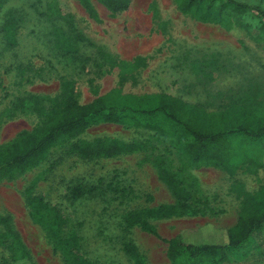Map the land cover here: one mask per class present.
Returning <instances> with one entry per match:
<instances>
[{
  "label": "trees",
  "instance_id": "1",
  "mask_svg": "<svg viewBox=\"0 0 264 264\" xmlns=\"http://www.w3.org/2000/svg\"><path fill=\"white\" fill-rule=\"evenodd\" d=\"M8 1L0 0V61L6 54L10 58L16 56L17 31L24 20L21 7L3 9ZM75 1L89 17L95 16L90 0ZM95 1L109 13L123 11L129 5V0ZM172 2L181 14L202 23H214L226 30L254 29L257 42L264 43V21L246 22L249 21L246 14L255 13L264 19V12L257 7L237 0ZM34 3L33 10L47 24V32L61 55L80 69L88 65L97 75L114 67L117 79L115 86L84 103L77 100L74 81L65 78L60 79L54 96L26 93L14 98L4 116L20 108H30L39 121L0 145V181L37 166L54 147H63L67 154L85 159L142 153L172 201L133 207L108 217L107 221H112L114 241L126 261L146 264L129 237L133 228L158 236L156 220L220 212L211 203L214 196L202 190L191 169L213 167L228 175L237 169L250 173L258 168L264 171V102L260 100L258 87L235 89L229 102L213 110L165 92L154 94L150 105L128 103L121 95V86L127 80H134L135 71L146 63V57L120 59L78 31L71 15L62 12L55 0ZM92 119L145 129L150 134L144 139L131 140L113 136L77 138ZM3 120L0 117V125ZM35 181L32 179L24 189L23 198L30 220L42 229L52 252L62 264H98L84 252L83 238L75 221L44 196L32 193ZM229 191L239 199L234 224L222 229L210 225L183 229L164 239L170 264H225L243 256L252 243V235L264 222V181L253 192L233 181ZM125 194L128 196L129 189L105 182L101 177L90 182L73 178L64 189L63 197L67 204L95 200L106 211L115 202H123ZM0 248L5 253L0 264H34L20 235L3 214H0Z\"/></svg>",
  "mask_w": 264,
  "mask_h": 264
},
{
  "label": "rangeland",
  "instance_id": "2",
  "mask_svg": "<svg viewBox=\"0 0 264 264\" xmlns=\"http://www.w3.org/2000/svg\"><path fill=\"white\" fill-rule=\"evenodd\" d=\"M39 1L43 4L48 0ZM55 1L62 12L71 15L77 30L93 43L120 59L146 57V63L135 71L134 80H127L121 86V95L128 103L150 105L154 94L165 92L213 110L229 102L235 89L250 86L259 88L260 100L264 102V43L257 42L254 29L226 30L214 23L196 21L181 14L172 0H129L128 7L117 13H109L101 4L90 0L94 17H89L75 0ZM237 1L264 12V0ZM34 2L9 0L3 7H21L24 20L17 31L16 56L10 58L6 54L0 61V117H4L0 145L39 121L30 108H20L4 116L14 98L26 93L54 96L60 79L65 78L74 81L77 100L84 103L115 86L117 79L114 67L97 75L88 65L80 69L61 55L47 32V24L33 10ZM246 18L251 24L264 21L255 13L246 14ZM149 134L145 129L92 119L77 138L113 136L131 140L144 139ZM191 172L202 190L214 196L211 203L220 212L156 220L158 236L133 228L129 237L146 264H170L164 239L180 230H195L205 225L222 229L233 225L239 199L229 191L230 184L238 181L246 191L253 192L264 181V171L260 168L254 173L237 169L228 175L219 169L201 166ZM99 177L129 189L128 196L125 194L123 202H115L106 211L95 200L73 204L64 200L63 192L71 179L90 182ZM32 179H36L32 193L44 196L75 221L83 238L84 252L98 264H129L117 249L112 235L115 229L112 221H107L108 217L133 207L172 201L154 168L140 152L85 159L67 154L63 147H54L37 166L0 181V214L10 219L34 264L62 263L52 252L42 229L28 216L23 191ZM245 251L241 258L225 264H264V222L252 235V243ZM4 255L0 248V258Z\"/></svg>",
  "mask_w": 264,
  "mask_h": 264
}]
</instances>
